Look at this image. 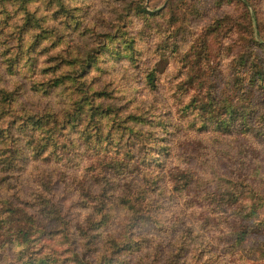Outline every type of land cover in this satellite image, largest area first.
<instances>
[{"label":"rangeland","instance_id":"374dc122","mask_svg":"<svg viewBox=\"0 0 264 264\" xmlns=\"http://www.w3.org/2000/svg\"><path fill=\"white\" fill-rule=\"evenodd\" d=\"M25 4L34 19L30 23L33 27L23 26L26 28L23 42L28 43L36 32L42 34L44 38L38 47L49 51L42 59L55 61L60 56L88 57L95 53L96 66L92 74L99 79L98 87H104L123 101L145 99L146 103L154 92L145 85L144 75L150 67L156 66L158 87L154 94L168 103L166 108L156 111L170 110L178 119L183 118L177 112L174 99L179 97L184 104L196 93L195 87L184 90L179 86L184 78L192 75L185 67V64L189 67L195 63L189 61V51L205 52L200 58L203 65L196 70L193 79L204 78L215 96H227L235 102L231 92L236 68L234 59L251 36L264 40V0H26ZM142 9L155 15L144 14ZM25 15L22 0H0V51L14 47V31L20 29ZM125 38L134 39V60L124 52ZM241 69L243 75L246 68ZM12 76L6 75L8 85L13 87L18 81L21 86L18 102L28 106L36 103L29 78L23 73ZM53 96V102L57 101L56 105L60 106L63 97ZM252 106L257 113L263 111L264 95H257ZM102 123L108 127L111 119H103ZM169 140L172 149L166 159L167 168L184 167L180 155H186L185 162H193L199 168V179L187 192L175 196L168 204H157L149 212L159 215V225L148 222L144 227L140 223L135 226V232L146 233L144 244L161 242L167 246L184 235L190 226L192 234L186 237V244L188 250H192V257L184 254L185 264H264V236L249 235L243 242L235 243L223 221L203 222L212 219L203 195L216 190L225 180L240 183L239 179L250 173L252 179L264 184V143H259L253 135L238 133L235 126L230 131L220 132L198 131L187 124L174 130ZM93 160L95 156L90 153L84 154L78 166L29 158L22 170L0 175L4 179L0 199L8 197L14 203L0 204V221L5 220L7 225L0 223V264H21L18 252L22 249V240L18 231L39 223V219L42 220L40 226L50 229L44 254L54 256L55 264H75L71 253L76 248L67 245L62 236L63 226L49 209L53 211L51 203L62 206L67 227L72 233H78L77 227L84 223L87 214L82 207L83 197L78 198L81 192L77 183L81 179L79 174ZM88 170L87 173H91L95 169L91 166ZM45 176L49 180L57 179V184L40 185L39 180ZM63 189H72L77 198H67L61 194ZM15 191L22 194L15 197ZM24 201L29 202L28 207ZM7 215L12 218L6 219ZM122 216V210H115L100 233H117ZM172 224L175 228L169 230ZM29 237L33 238V255L43 256L38 248L42 245L41 239L32 232ZM75 241V245L78 244L79 235ZM133 254H123L127 264L135 263ZM166 257L165 254L164 259ZM79 259L86 262L85 256Z\"/></svg>","mask_w":264,"mask_h":264},{"label":"trees","instance_id":"16d2710c","mask_svg":"<svg viewBox=\"0 0 264 264\" xmlns=\"http://www.w3.org/2000/svg\"><path fill=\"white\" fill-rule=\"evenodd\" d=\"M22 2L26 15L20 29L14 31L16 43L11 49L7 47L4 52L0 51V57L5 58H0V175L22 170L23 163L29 158L78 166L84 154L90 153L95 160L79 174L81 179L77 183L81 192L78 198L83 197L82 207L87 214L84 223L77 227L78 233H72L67 227L62 206L51 203L53 211L49 209L61 222L67 245L76 248L71 253L75 264H127L123 257L125 253H134V264H161L165 254L167 257L162 264H185L184 254L192 257V250H188L186 244V237L192 234L190 226L184 235L167 246L149 241L145 245L143 237L146 233L143 230L135 232V226L140 223L144 227L148 222L159 225V215L149 212L157 204H168L175 196L187 192L199 179V168L193 162H185L186 155H180L184 167L167 168L166 159L172 149L169 138L174 130L187 124L198 131L227 132L235 126L238 133L253 135L259 143H264V110L257 113L252 106L257 95H264V40L251 36L234 59L235 79L231 92L235 102L227 96H215L204 78L193 79L196 70L203 65L200 58L205 52L189 51V61L195 63L189 67L185 64V67L192 75L184 78L179 86L184 90L195 87L196 93L184 104L179 97L174 99L177 112L183 118L178 119V115L174 117L170 110L156 111L168 105L154 94L158 87L156 66L150 67L144 75L145 85L154 92L146 103L145 99L123 101L104 87H98L99 79L92 74L96 66L95 53L88 57L60 56L55 61L42 59L49 52L47 48L38 47L44 38L42 34L36 32L28 43L23 42L26 29L23 26L34 18L26 10V0ZM142 12L155 15L145 9ZM29 26L33 27L32 24ZM124 40V52L134 60V39ZM242 66L246 68L243 75L240 73ZM20 73L32 82L31 90L35 101L38 100L30 106L18 102L21 88L18 81L13 87L8 85L6 75L18 76ZM53 95L63 97L60 106L56 105L57 101L53 102ZM103 119H111L108 127L102 123ZM91 166L94 172L87 173ZM256 173L260 175L257 170ZM47 177H42L39 184H57V179ZM252 178L249 173L239 179L240 183L225 180L216 190L203 195L212 217L203 222L223 221L235 243L243 242L249 235L264 236V184ZM3 180L0 177V187ZM21 194L15 191L14 196ZM61 194L69 199L77 198L72 189H63ZM5 203L14 205L8 197L0 199V204ZM24 203L28 207L29 202ZM117 209L123 211L119 231L100 233ZM8 218L12 215H7ZM0 223L7 226L5 220ZM39 223L18 231L22 240V249L18 252L21 264H55L54 256L44 254L50 229ZM174 228L172 224L168 229ZM31 232L41 239L42 245L38 248L43 256L33 255ZM77 235L80 241L75 245ZM83 256L86 262L79 259Z\"/></svg>","mask_w":264,"mask_h":264}]
</instances>
